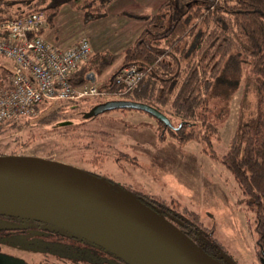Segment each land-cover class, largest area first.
I'll list each match as a JSON object with an SVG mask.
<instances>
[{
  "label": "trees",
  "instance_id": "obj_1",
  "mask_svg": "<svg viewBox=\"0 0 264 264\" xmlns=\"http://www.w3.org/2000/svg\"><path fill=\"white\" fill-rule=\"evenodd\" d=\"M114 1L0 0V21L41 13L50 28L59 8L67 5L80 11L82 23L88 24L105 18L107 7ZM13 5L16 8L12 11ZM125 16L146 22L140 37L117 56L105 51L90 55L73 73L71 82L75 86L83 85L87 74H100L116 60H120L116 71L134 66L142 74L138 83L116 97L122 88L113 83L116 71L113 72L108 84L99 87L107 97H113L105 101L142 103L165 115L171 123V119L176 120L175 127L179 124L181 127L168 133L179 145L197 137L201 142L210 143L216 132L209 121V97L222 88L236 87L243 65L258 78L256 120L253 125H244L231 138L228 149L220 157L238 188L240 201L253 213L258 261L261 254L264 255V0H165L151 18ZM2 74L5 79L6 71ZM75 105L60 103L58 109L39 120L36 127L71 120L67 109L73 110ZM30 120L22 118L1 124L0 136L23 129ZM156 123L158 129L163 130L162 125ZM72 128L74 126L60 130L67 133ZM50 132L60 133L59 130ZM36 136L28 132L21 145L28 147ZM104 182L108 188L114 187L107 180ZM129 196L161 218L175 219L174 227L206 256L219 264H229L227 252L214 239L212 230L201 225L196 214L157 196L136 192Z\"/></svg>",
  "mask_w": 264,
  "mask_h": 264
},
{
  "label": "rangeland",
  "instance_id": "obj_2",
  "mask_svg": "<svg viewBox=\"0 0 264 264\" xmlns=\"http://www.w3.org/2000/svg\"><path fill=\"white\" fill-rule=\"evenodd\" d=\"M15 8L13 5L10 10ZM3 62L0 57V63ZM118 65L116 60L94 75V85H107ZM257 81L243 65L236 87L222 88L209 97V121L216 132L209 144L197 137L179 145L168 130L158 129L152 117L134 110L105 112L73 125L67 133L62 128L57 129L58 134L51 133V125L36 127L39 120L58 109L59 104H55L49 108L40 106L23 129L1 135L0 156L49 159L107 180L124 195L136 192L179 204L196 214L204 228L212 230L214 239L229 256L227 263L259 264L255 258L253 213L240 201L234 180L220 162L231 138L256 120ZM105 100L86 99L78 104L89 106ZM73 116L69 115L72 121L80 122ZM171 121L175 126L176 120ZM28 132L37 136L25 147L21 144ZM25 241L18 240V248L12 249L0 245L1 257L37 262L47 259L44 251L54 249L51 243H42L35 237L29 240L31 250L19 248Z\"/></svg>",
  "mask_w": 264,
  "mask_h": 264
},
{
  "label": "water",
  "instance_id": "obj_3",
  "mask_svg": "<svg viewBox=\"0 0 264 264\" xmlns=\"http://www.w3.org/2000/svg\"><path fill=\"white\" fill-rule=\"evenodd\" d=\"M113 110L145 113L169 131L170 120L142 103L110 100L85 111L84 120ZM61 121L57 130L81 124ZM0 217L40 223L95 245L126 264H219L171 223L103 179L73 167L33 157H0ZM260 264H264L261 254Z\"/></svg>",
  "mask_w": 264,
  "mask_h": 264
},
{
  "label": "built area",
  "instance_id": "obj_4",
  "mask_svg": "<svg viewBox=\"0 0 264 264\" xmlns=\"http://www.w3.org/2000/svg\"><path fill=\"white\" fill-rule=\"evenodd\" d=\"M47 28L41 13L0 21V125L31 118L40 106L78 104L86 99H113L94 85V75L86 83L72 84L73 73L84 64L91 50L86 39L68 49H58L45 42ZM6 71L5 79L1 72ZM141 72L127 66L115 72L113 83L124 94L141 79Z\"/></svg>",
  "mask_w": 264,
  "mask_h": 264
},
{
  "label": "crops",
  "instance_id": "obj_5",
  "mask_svg": "<svg viewBox=\"0 0 264 264\" xmlns=\"http://www.w3.org/2000/svg\"><path fill=\"white\" fill-rule=\"evenodd\" d=\"M164 1L116 0L107 7L105 18L88 24L82 23L81 12L63 5L53 18L52 26L43 32V38L45 42L61 50L86 39L91 55L105 51L117 56L140 37L146 25V22L125 14L151 18Z\"/></svg>",
  "mask_w": 264,
  "mask_h": 264
},
{
  "label": "flooded vegetation",
  "instance_id": "obj_6",
  "mask_svg": "<svg viewBox=\"0 0 264 264\" xmlns=\"http://www.w3.org/2000/svg\"><path fill=\"white\" fill-rule=\"evenodd\" d=\"M95 104L97 103L89 106L77 104L73 110L67 109V111L73 113L76 117L75 120L84 122L90 119L83 121L81 115ZM165 130L167 129L163 127L162 131ZM3 218H0V245L4 248H18V240L25 238L26 241L21 242L25 244L19 248L31 250L32 244L29 240L35 237L42 243H51L54 249L53 251H44L43 256L48 260L43 259L37 262L6 260L1 257L2 251H0V264H126L109 252L53 227L20 219ZM171 224L173 225V223Z\"/></svg>",
  "mask_w": 264,
  "mask_h": 264
}]
</instances>
